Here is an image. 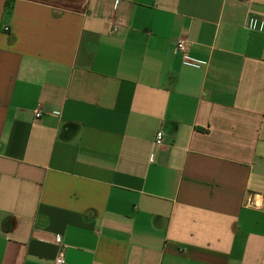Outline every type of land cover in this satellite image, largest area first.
Wrapping results in <instances>:
<instances>
[{
	"label": "crops",
	"instance_id": "obj_1",
	"mask_svg": "<svg viewBox=\"0 0 264 264\" xmlns=\"http://www.w3.org/2000/svg\"><path fill=\"white\" fill-rule=\"evenodd\" d=\"M57 235L66 264H264V0H0V264Z\"/></svg>",
	"mask_w": 264,
	"mask_h": 264
},
{
	"label": "built area",
	"instance_id": "obj_2",
	"mask_svg": "<svg viewBox=\"0 0 264 264\" xmlns=\"http://www.w3.org/2000/svg\"><path fill=\"white\" fill-rule=\"evenodd\" d=\"M249 1V0H246ZM249 26L252 28L255 26L254 20H251L249 23ZM120 29V26L117 24H113L111 31L112 32H116ZM177 46L179 48V50H181L184 54H186V50H187V41L184 38H181L178 40L177 42ZM35 116L36 118H39L42 116V112L41 110H37L35 112ZM164 141V131L163 130H159L156 134V138H155V143L157 145H161ZM51 242L56 246L57 248V255L55 258V263L56 264H66V246L63 242V239L61 236L57 235L54 236V238L51 240Z\"/></svg>",
	"mask_w": 264,
	"mask_h": 264
},
{
	"label": "trees",
	"instance_id": "obj_3",
	"mask_svg": "<svg viewBox=\"0 0 264 264\" xmlns=\"http://www.w3.org/2000/svg\"><path fill=\"white\" fill-rule=\"evenodd\" d=\"M11 8H12V3L10 1H7L6 2V9H7V11L10 12Z\"/></svg>",
	"mask_w": 264,
	"mask_h": 264
}]
</instances>
